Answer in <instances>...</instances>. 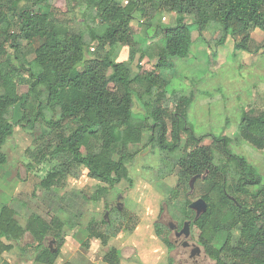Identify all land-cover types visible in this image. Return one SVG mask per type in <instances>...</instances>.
Masks as SVG:
<instances>
[{"label": "trees", "instance_id": "1", "mask_svg": "<svg viewBox=\"0 0 264 264\" xmlns=\"http://www.w3.org/2000/svg\"><path fill=\"white\" fill-rule=\"evenodd\" d=\"M46 5L67 11L66 5L57 4L56 0L16 4L9 14L0 10V165L7 162L2 147L13 135L15 125L26 128L36 123L44 124L49 130L48 138L43 146L38 145L43 136L35 138L37 161L55 159L56 162L39 186L47 190L58 187L66 177H77L81 167H85L90 178L102 183L87 197L88 202L96 204L105 198L108 188L104 185L112 188L120 181H131L126 165L133 155L129 145L138 144L146 132L148 140L162 152L176 156L174 165L184 183L196 174H205V181L218 196L214 200L207 194L202 195L207 209L190 223L195 240L204 246L205 253L216 264H264L262 174L244 155L232 151L229 138L209 132L196 133L188 121L193 92L185 94L170 88L169 81L162 75L163 71L173 70L174 59L189 54L194 44L192 33H201L210 23L221 28L216 47L224 44L227 35H232L235 50H250L252 31L257 29L264 35V0H128L125 6L118 0H100L99 21L89 32L91 39L100 47L115 44L127 47L130 56L138 50L130 24L134 11L140 13L147 25H152L156 15H177L172 24L157 26L163 33L157 62L139 63L136 71L129 61L115 60L107 50L86 59L83 33L56 23L51 12L44 10ZM32 38H39L41 42L33 58L27 60L21 55L19 41ZM5 45L11 47V53ZM21 58L23 61L17 62ZM139 58H143V53ZM79 64L83 67L76 70ZM20 83L29 86L24 100L17 91ZM169 94L174 100L170 124L162 106ZM31 96L35 100L30 107L28 99ZM136 100L143 106V120L136 117ZM18 103L22 115L15 121L14 107ZM47 109L53 114L59 109L60 117L46 119L44 110ZM65 119L70 120V125L62 123ZM116 124L123 127L120 142L115 140ZM239 125L244 139L258 149L264 147V111L254 116L243 113ZM183 133L187 135V146L181 148ZM204 137L212 138L213 143L220 146L227 162H217L213 148L200 143ZM169 171L161 166L159 176L164 177ZM229 189L232 195L239 193L250 199V207L236 198L231 199ZM184 203L189 205L190 201L186 199ZM114 221L106 216L99 223L94 220L89 235L103 241L108 235L116 236L125 226H118V229L115 223L123 221ZM227 222L231 226L240 223L236 236L225 225ZM77 224L70 220L64 223L68 230H73ZM154 227L159 240L172 249L168 227L159 222ZM216 228L226 230L218 247L210 239V231ZM58 231L62 233L61 227ZM52 232V225L38 214H29L25 224H21L17 212L9 204H1L0 254L9 251L29 233L32 241L22 246L21 252L34 254V260L39 263L53 264L57 252L43 246ZM55 235L61 246V235ZM223 255L228 257V263ZM103 259L109 264H131V260L121 257L115 246H111Z\"/></svg>", "mask_w": 264, "mask_h": 264}, {"label": "rangeland", "instance_id": "2", "mask_svg": "<svg viewBox=\"0 0 264 264\" xmlns=\"http://www.w3.org/2000/svg\"><path fill=\"white\" fill-rule=\"evenodd\" d=\"M118 1L122 6L128 2ZM23 2L30 3L31 0L19 2L0 0V10L9 14L12 12L11 7ZM99 2L100 0H56L57 4L66 5V12L54 9L53 5L44 6V10L51 12L56 23L83 33L86 59L96 57L102 54L103 50H107L113 59L129 61L134 71L137 70L139 63H156L163 36V33L157 30V26L172 24L177 15L175 13L156 15L152 19V25H147L140 13L134 11L130 24L131 32L138 42V50L134 56H130L127 47L116 44L100 47L91 39L89 32L99 21ZM220 35L221 28L215 23H210L201 33L194 31L192 33L194 44L189 54L174 59L173 70L163 71L162 75L169 81L170 88L185 94L193 92L194 99L188 110V121L195 132H209L229 138L232 151L244 155L264 178V147L258 149L244 139L239 125L243 113L254 116L264 111V35L263 32L254 29L248 51L235 50V37L232 35H227L224 44L216 47L215 42ZM19 42L21 55L31 60L41 39H21ZM5 48L7 52H12L11 47L5 45ZM141 53L143 58L140 59ZM19 61L22 62V58L17 62ZM82 67L83 64H79L76 70ZM28 89L29 86L26 84L17 85V91L23 100ZM34 100L32 96L28 99L30 107ZM173 101L169 94L162 102L168 124L171 122ZM20 103L14 107L15 121L22 115ZM134 111L137 113V119L143 120L145 112L141 102L137 101ZM44 115L46 119L52 117L58 119L60 110L53 114L47 109L44 110ZM62 123L70 125V120L65 119ZM48 131V128L40 123L26 128L15 125L13 135L2 147L7 155V162L0 165V206L2 203L9 204L17 212L21 224H25L29 214L36 213L52 225L53 232L47 236L43 246L49 250L56 249L57 257L53 264H109L103 258L111 246L119 248L121 257L131 260V264H216L205 253L204 246L195 240V232L191 228L188 240L201 249L198 255L192 257L190 249L182 246V240L175 242L172 230L169 229V238L174 246L168 249L159 240L154 229L158 222L165 226L172 222L180 230L185 221L196 218V209L186 205L184 203L186 199L192 202L207 194L217 200L218 196L205 181V177L197 178L193 191L190 192V178L184 183L179 169L174 165L176 156L166 155L148 140V135L144 132L138 144L129 145L133 155L127 160L126 165L131 181H120L112 188L104 185L108 188L105 198L93 204L88 202L87 197L98 184L102 183L90 178L85 167H81V173L77 177H66L63 184L58 187L47 190L39 186L44 175L56 162L55 159L50 162L37 161L39 155L35 138L43 136L38 142V145L43 146L48 138L46 134ZM114 135L116 142H120L123 138V127L116 124ZM182 140L181 148H184L187 146L185 133L182 134ZM200 143L213 148L218 163L227 162L222 149L213 143L212 138L204 137ZM161 166H166L170 170L164 177L159 176ZM227 180L229 185L230 178ZM230 192L229 189L228 196L231 199L236 198L250 207V199L239 193L232 195ZM118 196L120 197L117 200ZM113 208H117L118 212ZM103 216L115 221L122 219V224L121 221L115 223L118 229V226H125L116 236L108 235L106 241L89 235L90 230L94 228L91 222L95 220L99 223ZM66 220L78 223L77 227L68 230L67 225H64ZM225 225L230 227L232 235L238 234L239 222L234 226L228 222ZM59 227L62 233L58 231ZM225 231V228L212 229L210 231L212 244L218 247L222 243ZM55 233L61 235L63 240L61 246L57 244ZM31 241L32 236L26 233L21 241L14 243L13 248L0 254V264H44L35 261L34 254L21 252L20 248ZM222 258L226 263L229 262L227 256L223 255Z\"/></svg>", "mask_w": 264, "mask_h": 264}, {"label": "water", "instance_id": "3", "mask_svg": "<svg viewBox=\"0 0 264 264\" xmlns=\"http://www.w3.org/2000/svg\"><path fill=\"white\" fill-rule=\"evenodd\" d=\"M204 175H202V174H196V175H194V176H192L190 178V180H189L190 192L193 191L194 182L196 181V179L199 178V177L204 178L205 177ZM119 197L120 196H118L117 200L119 199ZM117 206H118L117 208L120 209L119 208V205H117ZM189 207L192 208V209H196V211H197L196 218H197L202 212H204L207 209V203H206V201H205L204 198L199 197L198 199L190 202L189 203ZM190 223H191L190 220L185 221L183 223V227L180 230H177V229H175L176 228V224L171 222V225H169V228L171 230L175 229V235L176 236L183 235L187 239L189 237V234H190ZM54 241L55 240H52V242H54ZM183 245L184 246L188 245L187 240L184 242ZM51 251L52 252H55L56 249H51ZM200 251H201L200 247L197 246L196 244H193V248L191 250L190 256L192 257L194 255H198L200 253Z\"/></svg>", "mask_w": 264, "mask_h": 264}, {"label": "flooded vegetation", "instance_id": "4", "mask_svg": "<svg viewBox=\"0 0 264 264\" xmlns=\"http://www.w3.org/2000/svg\"><path fill=\"white\" fill-rule=\"evenodd\" d=\"M169 225H171V222L169 223ZM169 225H167V226H168V229H170V228H169ZM175 229L179 230V229L177 228V226H176ZM175 229L172 230V232L174 233V236H175V242L178 243V242H180V241L182 240V243H181L182 246L185 247V248H189V249H190V253H191V250H192V248H193V244H194V243L189 242V240H188L189 237L186 239L183 235L176 236V235H175ZM170 230H171V229H170ZM186 240H187V242H188V245L184 246L183 244H184V242H185ZM190 258H191V257H190Z\"/></svg>", "mask_w": 264, "mask_h": 264}, {"label": "crops", "instance_id": "5", "mask_svg": "<svg viewBox=\"0 0 264 264\" xmlns=\"http://www.w3.org/2000/svg\"><path fill=\"white\" fill-rule=\"evenodd\" d=\"M51 251V250H50ZM52 252V251H51Z\"/></svg>", "mask_w": 264, "mask_h": 264}]
</instances>
